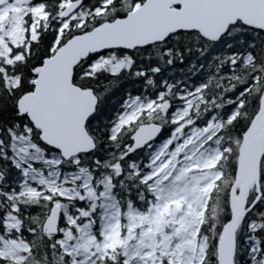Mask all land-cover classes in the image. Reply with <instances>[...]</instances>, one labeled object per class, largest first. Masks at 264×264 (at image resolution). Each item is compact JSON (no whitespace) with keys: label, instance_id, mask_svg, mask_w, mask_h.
Listing matches in <instances>:
<instances>
[{"label":"snow or ice","instance_id":"snow-or-ice-1","mask_svg":"<svg viewBox=\"0 0 264 264\" xmlns=\"http://www.w3.org/2000/svg\"><path fill=\"white\" fill-rule=\"evenodd\" d=\"M0 264H264V0H0Z\"/></svg>","mask_w":264,"mask_h":264}]
</instances>
